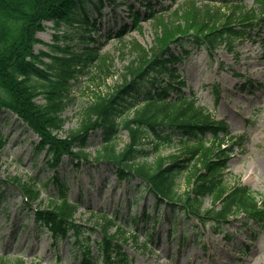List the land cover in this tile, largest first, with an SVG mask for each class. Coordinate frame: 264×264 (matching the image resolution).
Returning <instances> with one entry per match:
<instances>
[{"label": "trees", "instance_id": "obj_1", "mask_svg": "<svg viewBox=\"0 0 264 264\" xmlns=\"http://www.w3.org/2000/svg\"><path fill=\"white\" fill-rule=\"evenodd\" d=\"M255 4L256 8H247L242 0H221L218 5L198 6L187 0L166 16L157 17L151 10L147 18L155 21L153 44L145 48L130 43L133 59L124 67L121 83L107 94L96 95L82 110L78 127L60 137L57 134L64 125L61 113L76 72L71 68L72 58L58 56V51H64L58 46H48L54 55L50 51L34 53L35 45L44 44L36 34L46 29L45 21L58 27L61 22L71 23L75 15L90 28L86 7L91 5L99 11L102 0H0V115L3 110L16 114L37 134L40 141L36 149L45 150L50 167H57L65 157L75 167L83 161L91 166L84 149L90 134L100 130L103 146L92 161L114 169L118 182L140 181L134 189L142 187V191L153 195L155 207L166 204L174 213L181 212L201 225H210L216 233L235 215L243 214L263 223L264 198H258L249 188L229 185L221 176L232 147L241 138L230 136L223 122L215 121L196 105L193 97L180 91L177 86L182 82L175 81L178 77L172 68L187 54L189 45L214 51L223 43L231 47L235 40L248 37L259 20L256 11L264 13V0H255ZM131 16L136 25L139 15L132 12ZM172 45L179 51H171ZM88 57L95 59L94 55ZM162 76H167L166 82L160 80ZM142 87L146 88L144 92ZM125 110L132 111L131 118L115 122L116 115ZM121 130L127 132L129 142L119 148L115 136ZM147 134L154 137L151 149L144 148ZM172 139L179 141V152L160 155L159 146H172ZM226 143L229 146L223 147ZM5 144L0 133V154ZM150 154L153 159L149 162ZM181 173L185 175L186 189L177 194L175 178ZM52 181L56 193L49 195L44 209L32 213L35 225L46 227L53 245L74 240L71 255L79 264H128L114 244L124 233L117 217L102 214L93 223L101 231L93 254L84 237H90L94 228L77 224L74 218L81 198L69 201L68 187L58 174ZM19 189L25 196L23 206L31 209L40 191L25 184ZM206 196L212 206L201 210ZM4 199L5 194H1L0 203ZM141 217L147 219L148 215L144 212ZM130 221L136 223L137 217ZM113 227L115 232L110 234ZM75 243L81 246L78 255Z\"/></svg>", "mask_w": 264, "mask_h": 264}, {"label": "rangeland", "instance_id": "obj_2", "mask_svg": "<svg viewBox=\"0 0 264 264\" xmlns=\"http://www.w3.org/2000/svg\"><path fill=\"white\" fill-rule=\"evenodd\" d=\"M182 1L148 0L157 11L173 9ZM209 1L197 0V3ZM130 4L134 11L141 12L143 18L145 7L140 0H118L114 6L103 9L95 31L89 33L93 43L83 35V23L75 17V21L70 24L62 22L57 29L51 22H46L47 29L37 34L48 46L65 50L59 56L81 55L82 50L89 47L100 56L85 67L79 64L78 70L82 72L71 81L68 102L61 114L64 125L58 136L64 137L68 130L78 127L82 110L96 95L107 94L121 83L124 67L133 59L130 42L136 41L146 48L153 44L155 22L140 21L139 30L130 29L131 17L127 9ZM244 4L248 8L254 6L253 0H244ZM126 25L130 32L122 39L117 38L116 35ZM79 38L86 42H79ZM48 46L36 45L34 51L48 52L51 49ZM95 50H89L83 56L95 55ZM188 50L191 53L175 64L177 74L184 80L183 92L194 96L197 105L216 120L225 121L232 135L243 136L241 146L234 147L222 172L224 180L229 184L237 181L264 197V24L258 36L238 44L233 53L222 46L212 54L203 48ZM43 60L48 62L49 59ZM245 81H249V85L243 86ZM122 115L126 117L127 111ZM0 132L7 142L0 155V193L5 194L4 203H0V257L4 260L1 264H16L20 259L25 264H78L74 257H70L71 244L63 241L54 247L46 228L35 227L32 214L21 205L17 185L25 184L42 190L33 207L44 209L48 193H55L52 178L56 174L68 185L70 201L82 197L83 204L74 216L78 224L91 227L100 214L109 215L114 210L120 212L124 233L118 235L117 241L131 264H264V224H245L246 219L238 217L229 221L221 235H215L209 227L204 233L199 232L200 227L196 225V229L193 225L197 223L190 218L178 214L175 221L173 218L169 220L173 215L167 207L152 208L154 199L151 195L132 190L138 180L130 182L129 190L125 181L118 184L113 169L105 164L92 169L86 164L77 168L64 158L58 168H51L46 163L44 152L36 153L34 149L37 137L8 111L0 117ZM116 138L118 147L128 142L124 131ZM144 139L143 143L150 148L154 137L145 135ZM101 142L100 132L90 135L85 149L89 159L100 150ZM178 145L177 141L172 147L161 144L159 154L177 153ZM152 159L153 156L148 157L149 162ZM184 177L181 173L175 178L177 194L186 189ZM144 206H147V214L151 217L147 223L140 221L131 225L125 221L129 215L141 213ZM202 206L210 207V198L206 197ZM155 217H158L156 224L153 223ZM114 230L111 228L109 233ZM151 234L154 235L152 243L149 241ZM99 237L98 232L89 237L93 250Z\"/></svg>", "mask_w": 264, "mask_h": 264}]
</instances>
